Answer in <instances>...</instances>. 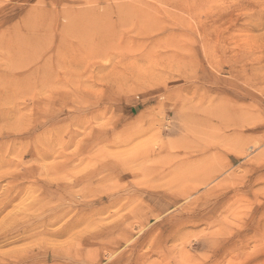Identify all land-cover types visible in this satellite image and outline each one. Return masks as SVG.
<instances>
[{
    "label": "rangeland",
    "instance_id": "1",
    "mask_svg": "<svg viewBox=\"0 0 264 264\" xmlns=\"http://www.w3.org/2000/svg\"><path fill=\"white\" fill-rule=\"evenodd\" d=\"M0 264H264V0H0Z\"/></svg>",
    "mask_w": 264,
    "mask_h": 264
},
{
    "label": "bare ground",
    "instance_id": "2",
    "mask_svg": "<svg viewBox=\"0 0 264 264\" xmlns=\"http://www.w3.org/2000/svg\"><path fill=\"white\" fill-rule=\"evenodd\" d=\"M172 1L175 2L176 0H172ZM178 24H179V23H178ZM9 124H10V123H9ZM259 144H260V143H259ZM222 168H223V167H222ZM215 170H216V169H215ZM231 179H232V178H231ZM238 180H240V179H238ZM202 183H205V182H202ZM234 183H235V182H234ZM232 184H233V183H232ZM229 185H230V183H229ZM229 185H228V186H229ZM196 188H197V187H196ZM46 202H47V201H46ZM55 220H56V219H55ZM59 221H60V220H59ZM63 232H64V231H63ZM90 261H91V260H90Z\"/></svg>",
    "mask_w": 264,
    "mask_h": 264
}]
</instances>
